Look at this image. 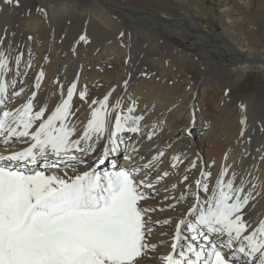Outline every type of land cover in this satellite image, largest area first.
I'll return each instance as SVG.
<instances>
[{"label":"bare ground","instance_id":"6f19581e","mask_svg":"<svg viewBox=\"0 0 264 264\" xmlns=\"http://www.w3.org/2000/svg\"><path fill=\"white\" fill-rule=\"evenodd\" d=\"M196 2L198 1L18 0L17 3L14 0L12 5L0 3V37L4 38L2 47L7 48L11 42L14 49L12 55L22 54L19 68L13 61L12 72L7 77L8 95L13 91L20 93L21 89L29 88V92L22 97L16 96L6 104L9 109H14L36 91L37 105L46 104V111L50 113L61 97V90L66 96L67 87L75 81L77 89L73 96L72 111L76 115L72 119L77 124L76 135H79L88 118V105L92 99H102L115 86L110 101L114 102L117 96L122 97L123 109L131 101H136L134 115L144 117L139 133L121 134L124 140L128 139V155L131 156V159L121 160L122 166L146 163L152 156L163 151L159 171L151 178L155 179L165 169L170 172L168 177L155 186L158 195L146 203L152 207L175 203V200L164 201L163 197H179L182 190H186L185 184L180 183L184 175L189 177L186 183L195 188L194 181L199 178L201 168L211 172L210 183H214L221 166L230 165L226 178L235 171L236 183L239 184L240 177H244L245 192L252 190L253 199L245 207V219L251 221L252 227H256L259 220L264 219V160L261 159L264 156V91L254 90L249 95L227 91L223 107L213 103L206 105L203 100H199L197 93L198 86L204 82L202 75H197L194 82L186 83L184 79L175 78L172 73L179 62L187 64L192 60L193 68L199 72L203 66L207 68L211 63L224 76L233 73L238 78L243 77L239 84L241 86L249 81V72L260 71L264 77V16L257 18L256 26L248 31L251 40L255 39L262 44L257 45V41L249 43L232 29L239 19L231 15L234 12L232 6L223 5L221 8L223 14L220 21L225 31L213 34L207 25L197 20L203 14ZM235 2L240 6H248L250 0ZM34 13H39L43 18L42 31L38 32L35 23L31 21ZM74 27L84 28L86 42L60 48L58 45L61 33L65 28ZM42 36L46 37L45 41L41 39ZM173 41L188 44L196 53L192 57L188 56ZM119 46L123 47V52H113ZM105 50L112 52L113 56L110 55L109 58L112 59L113 66L108 71H92L95 65L94 55ZM96 55L100 57L99 54ZM41 70L44 76L40 81V88L36 89V75ZM16 79L20 83L17 89H13L12 81ZM85 87L87 100L81 101L79 91ZM244 100H248L247 103L251 106V102L256 105H245L244 108L236 105V101ZM200 102L201 105L198 104ZM211 107L213 109H208ZM192 112L201 119L199 124H195ZM203 116L207 122L205 127H202ZM242 118L246 121L243 125ZM190 124L196 130L189 127L186 131ZM179 125H184L183 131L178 129ZM149 131L154 132L151 139L147 138ZM17 146L22 148L25 145L14 144L5 148L0 143V152L6 153ZM102 146L100 144L95 154L86 157L95 160ZM165 147L166 152L163 150ZM133 148L138 149V152H133ZM142 152L145 154L144 160L141 161L138 157L136 159L135 156ZM174 154H179L184 163L172 169L170 158ZM117 159L119 162L120 158ZM193 161L196 162V167L189 168ZM86 162L87 166H91L89 161ZM73 168L82 172L86 170V165L72 164L67 169L61 167L60 173L63 174L66 170L72 175ZM185 169L189 170L186 172ZM144 171L150 170L141 171L137 179L142 178ZM172 183H176L177 188L165 192L164 189ZM192 203L193 198L189 196L186 202L176 204L174 209L167 211L168 208H165L164 211L153 213L152 219L171 217L172 223L155 227L151 239L158 247L155 253L150 254L151 258L144 257L141 264H159L158 255L171 250L170 237L174 233L175 224ZM165 232L168 235H161ZM160 241L164 243L161 244Z\"/></svg>","mask_w":264,"mask_h":264},{"label":"snow or ice","instance_id":"6c2138e0","mask_svg":"<svg viewBox=\"0 0 264 264\" xmlns=\"http://www.w3.org/2000/svg\"><path fill=\"white\" fill-rule=\"evenodd\" d=\"M13 2L0 0L3 5ZM79 39L86 42L84 35ZM3 44L0 37V143L5 148L25 146L0 153V264H141L158 247L151 239L155 227L172 223L171 217L154 221L150 214L174 209L189 196L193 203L175 224L171 250L158 255L159 264H264V219L256 227L245 219L252 190L245 192L244 177L236 183L235 171L226 178L230 165L221 166L214 183H210L211 172L201 168L195 188L186 183L189 177L184 175L180 183L186 190L179 197H163L175 203L148 205L146 202L158 195L155 186L170 175L165 169L151 178L159 171L163 151L143 164L114 166L111 170L99 167L109 155L119 152L121 145L125 159H131L121 134L141 131L144 117L134 115L136 101L126 109L121 107L120 96L111 102L115 86L102 99L93 98L79 135L72 119L76 115L72 111L75 81L67 87L66 96L61 90L50 113L46 104L37 105L36 91L9 109L6 102L20 93L8 95L7 77L13 61L19 68L22 54L13 56L11 42L7 48ZM43 76L42 70L37 73L36 89ZM79 97L87 100L86 87L79 91ZM245 122L242 118L241 124ZM153 135L149 131L147 138ZM100 144L103 148L96 163L87 166L83 157L95 154ZM170 161L172 169L184 163L179 154ZM72 164H85L86 170L73 168L72 175L66 170L60 173L62 166L67 169ZM195 167L196 162H191L189 168ZM143 170L150 171L137 179ZM176 188L172 183L164 191Z\"/></svg>","mask_w":264,"mask_h":264},{"label":"rangeland","instance_id":"374dc122","mask_svg":"<svg viewBox=\"0 0 264 264\" xmlns=\"http://www.w3.org/2000/svg\"><path fill=\"white\" fill-rule=\"evenodd\" d=\"M186 1L187 2L189 1L190 3L192 2V0H186ZM197 1H198V2H196V3H198L197 7H200V10L203 14V16L197 18V20L198 21L200 20L203 24L207 25V28L209 29V31L211 33L220 34L221 32L225 31L224 30L225 27L223 26V24H221V21H220V17L223 14V12L221 11V8L223 7V5H228V6L233 7L234 12H232L231 15L237 16L239 18V19H237L238 21L234 23V26L232 29H234L236 31L237 35L239 34L243 38V40L248 41L249 43H253V42L257 41L255 39H252V40L250 39L251 36L249 35L248 31L252 28V26H256L255 22L257 21V18L264 16V0H250V2L247 4L248 6H246V5L240 6L239 4H237L235 2V0H225L223 2H218L217 0L216 1L215 0H213V1L209 0L210 2L208 0H197ZM31 21L35 23L34 25L37 27L38 32L43 30V28H42L43 18L39 13H34V18L31 19ZM84 32H85L84 28H80V27H74V29L65 28L63 30V32L61 33V36H60L61 42L59 43L58 46H60V48H63L65 45L68 46L70 44L80 43L81 40L79 39V37L81 35L86 36ZM242 32H244V33H242ZM45 38L46 37H44V36L41 37V39L44 41H45ZM173 43H175V46H177V48L180 51H184L190 57H192L191 55H194L196 53V50L194 48L190 47L188 44L177 43L175 41H173ZM257 45H262V44H260L258 42ZM113 52H118L117 54H121L123 52V47L119 46V47H117L116 50H113ZM164 53H166L165 50H164ZM57 54H58V52H57ZM96 54H99L100 57H98ZM96 54L94 55V58H95L94 64L95 65H94L93 69L92 68H89V69H92V71L93 70H96V71H108V70H110L111 67L113 66V64L111 62L112 59L109 58L110 55L113 56L112 52L105 50V51H102V53H96ZM60 56L62 57L63 54H61ZM214 58L215 57L213 56V59ZM190 61L187 64H183L182 62H179L180 64L176 66L175 72L172 74H174V77L177 79H184L186 81V83H192L197 79L196 78L197 75H200V76L202 75L201 78H203L204 82L202 81L203 83H201L200 86H198L197 93L199 96V100H203L204 104L206 103V105H210L213 103V104H218L220 107H223V104L225 103L224 100L226 97L225 93L227 91H232L234 94H237V95H249V93L254 91V90H263L264 91V77L262 76V72H260V71L249 72V73H251L249 76L250 77L249 81L247 82V84L245 86H241V85H239L241 80L243 79V77H241V76H240V78H238L237 77L238 75H235L233 73H229L228 75L224 76L223 74L217 72L215 67L213 65H210L211 63L208 64L207 68H205V66H203L200 69L201 70L200 71L201 73H200L198 70H195L193 68L192 60H190ZM209 82H210V84H209ZM19 83H20L19 79H16L15 84L12 86V88L17 89L19 86ZM230 85H232V86H230ZM226 87H227V89H226ZM27 92H29V88H25L23 92H20L19 96L22 97L23 94L27 93ZM247 101L248 100H244L242 102L236 101V105L237 106L248 105V107H253L254 105H256L255 102L254 103L251 102L253 105V106H251L250 104L247 103ZM201 102L198 104L201 105ZM208 109H213V108L211 107ZM191 114H192V118H194L195 124H199L201 122V119L194 112H192ZM202 120H204V125L202 127L207 126V122L205 121L204 116H203ZM189 127H191V129H193V130H196L193 127V125L190 124V125H187L186 131H188ZM178 129L183 131L184 125H182V126L179 125ZM125 141H128V139H126ZM15 148H20V147L17 146ZM123 149H124V146L121 145V150L119 152H117L115 154H111L109 156V159L105 160L104 164L99 165L100 169L108 170V169H112L114 166H122L123 164L121 163V160H125V152ZM163 150H165V152H166V147ZM5 151H2V152H5ZM128 154L130 155L129 152H128ZM98 155H99V153H98ZM144 155H145L144 152H142V153L137 154V157L138 158L144 157ZM84 157H85L84 160L89 161L91 166L95 164L96 158H95V160H91L86 156H84ZM118 157L120 158L119 162H118V159L116 160V158H118ZM138 158H136V159H138ZM182 191H184V190H182ZM168 210H170V209H167V211ZM150 215L153 218V213H151Z\"/></svg>","mask_w":264,"mask_h":264}]
</instances>
